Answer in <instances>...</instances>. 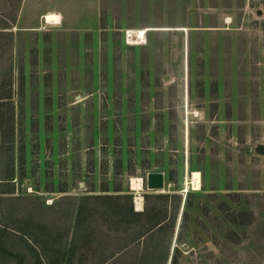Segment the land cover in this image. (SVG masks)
Masks as SVG:
<instances>
[{
	"label": "rangeland",
	"instance_id": "374dc122",
	"mask_svg": "<svg viewBox=\"0 0 264 264\" xmlns=\"http://www.w3.org/2000/svg\"><path fill=\"white\" fill-rule=\"evenodd\" d=\"M259 145L264 0H0V264H98L118 203L79 207L125 194L177 211L168 264H264Z\"/></svg>",
	"mask_w": 264,
	"mask_h": 264
},
{
	"label": "trees",
	"instance_id": "16d2710c",
	"mask_svg": "<svg viewBox=\"0 0 264 264\" xmlns=\"http://www.w3.org/2000/svg\"><path fill=\"white\" fill-rule=\"evenodd\" d=\"M4 99L9 100L10 98ZM156 198L157 200L165 201L169 199L167 196H158ZM84 200H86V205L84 206L83 204V206L79 207L77 227L81 223L83 214L86 213L89 218L94 214L89 202L114 200L116 204L118 203L101 212L102 219L108 225L105 236L111 238L109 236L111 233H117V239L115 242L108 239L103 246L102 244L100 246L96 244L91 254V260L97 259L98 264H168L178 219L176 210L169 212V218H167V208L165 215L162 217L160 206L155 203L150 208L146 207L144 212H135L133 210V197L130 194L94 196ZM114 201L113 204L115 203ZM122 201L127 202L129 206L127 208L122 207L120 205ZM90 236H92L94 241L98 240L93 230L90 231ZM75 250V248L71 249L70 264H74ZM50 263L53 264L52 262Z\"/></svg>",
	"mask_w": 264,
	"mask_h": 264
},
{
	"label": "bare ground",
	"instance_id": "6f19581e",
	"mask_svg": "<svg viewBox=\"0 0 264 264\" xmlns=\"http://www.w3.org/2000/svg\"><path fill=\"white\" fill-rule=\"evenodd\" d=\"M46 23L49 24H61L62 19L61 17L56 13H49L44 17ZM192 184L194 186L195 190H200L202 187V178L201 174L199 172L193 173V179ZM142 181L139 179H133L132 180V189L138 193L136 198V206L137 210L140 211L142 209V197L140 196V191L143 189Z\"/></svg>",
	"mask_w": 264,
	"mask_h": 264
},
{
	"label": "water",
	"instance_id": "95a60500",
	"mask_svg": "<svg viewBox=\"0 0 264 264\" xmlns=\"http://www.w3.org/2000/svg\"><path fill=\"white\" fill-rule=\"evenodd\" d=\"M258 153L264 154V145L258 146ZM147 187L149 190H163L165 188V174L163 172H151L147 175Z\"/></svg>",
	"mask_w": 264,
	"mask_h": 264
},
{
	"label": "crops",
	"instance_id": "0c3cea01",
	"mask_svg": "<svg viewBox=\"0 0 264 264\" xmlns=\"http://www.w3.org/2000/svg\"><path fill=\"white\" fill-rule=\"evenodd\" d=\"M54 12H55V11H52V10L50 9V10H48V11L45 12V13H41V15L45 17V15H47V14H49V13H54Z\"/></svg>",
	"mask_w": 264,
	"mask_h": 264
}]
</instances>
